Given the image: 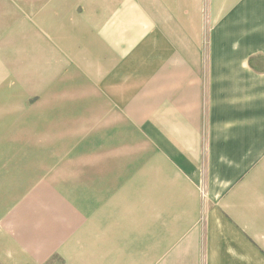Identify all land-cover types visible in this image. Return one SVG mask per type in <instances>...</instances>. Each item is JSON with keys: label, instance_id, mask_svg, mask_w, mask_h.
Instances as JSON below:
<instances>
[{"label": "crops", "instance_id": "0c3cea01", "mask_svg": "<svg viewBox=\"0 0 264 264\" xmlns=\"http://www.w3.org/2000/svg\"><path fill=\"white\" fill-rule=\"evenodd\" d=\"M56 257L264 264V0H0V264Z\"/></svg>", "mask_w": 264, "mask_h": 264}, {"label": "rangeland", "instance_id": "374dc122", "mask_svg": "<svg viewBox=\"0 0 264 264\" xmlns=\"http://www.w3.org/2000/svg\"><path fill=\"white\" fill-rule=\"evenodd\" d=\"M61 106L62 105H58V107L60 109L62 108ZM135 164L136 165H141V163H135ZM77 180L78 179L72 178V181L77 182ZM129 184L141 187V179H137V178L129 179ZM60 196L65 197V200L68 201L67 200V194H65V195L40 194V195H38V197H37L36 194H34L33 197H32V200H31L32 202H35L34 205H35L36 209L34 210V217L43 218V215L47 214V213H46L45 209H40L39 206H43L42 204H47V203L50 204V202L51 203H55L56 200L60 199ZM93 196H94L93 194H88L87 195V197H88L87 201H89L90 197L94 198ZM53 197H54V199H53ZM79 197H81L80 203H79V199H78ZM126 197H127L128 201L141 200V194H137V193L127 194ZM82 198H83L82 195H78L77 193L76 194L72 193L71 201L75 202L76 206H73L72 209H71V213H72V215H71L72 217L71 218H83L84 217V215H83L84 213L82 214V211L85 208L83 206L84 199H82ZM139 206L140 205L135 206L136 209L134 210V212H135L136 216H140V218H141V216H142L141 215V207H139ZM119 207L122 208V207H125V205L124 206L119 205ZM124 210H125V213H127V212L128 213H132V209L130 208V206H128L127 209H124ZM93 213H94V210L91 212L92 216H93ZM71 223H78V222L75 221V222H71ZM88 251L92 252L90 249H88ZM60 261H61L60 258L56 257V258L53 259V263L52 264H59Z\"/></svg>", "mask_w": 264, "mask_h": 264}]
</instances>
